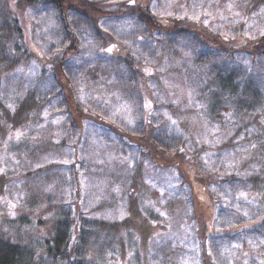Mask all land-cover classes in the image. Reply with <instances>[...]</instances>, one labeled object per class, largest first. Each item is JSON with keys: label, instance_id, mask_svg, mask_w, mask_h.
<instances>
[{"label": "rangeland", "instance_id": "374dc122", "mask_svg": "<svg viewBox=\"0 0 264 264\" xmlns=\"http://www.w3.org/2000/svg\"><path fill=\"white\" fill-rule=\"evenodd\" d=\"M252 2L141 0L157 27L90 12L62 73L48 62L50 2L8 0L30 54L0 76V237L31 264H66L45 239L70 209L116 227L86 254L95 264H264V3ZM60 84L88 112L76 138Z\"/></svg>", "mask_w": 264, "mask_h": 264}, {"label": "trees", "instance_id": "16d2710c", "mask_svg": "<svg viewBox=\"0 0 264 264\" xmlns=\"http://www.w3.org/2000/svg\"><path fill=\"white\" fill-rule=\"evenodd\" d=\"M17 1L19 3L18 5H21L23 2L33 5L40 3V0ZM47 1L50 2L58 22V39L52 42L53 44L49 48L50 55L48 57L49 59H53L48 62H50L49 64H51L52 69L55 68L53 71L55 70L56 72L61 71L63 73V66L67 55L77 50L79 38L74 28L75 25H77L79 21L89 22V24L94 25L95 23L97 24V22L91 20L90 12L96 13L102 10V16H117L134 13L144 21L146 25L148 24L153 27H157L159 22L150 16L146 8L140 6L139 3L141 0H80L82 2L79 6H74L70 0ZM109 3L113 5L107 6ZM252 3L255 6L259 3H264V0H253ZM8 6V0H0V76L17 65L19 58L15 55V51H18L19 48L22 49L26 55L30 54L26 45L27 42L25 43L23 40L20 42L16 38V33L19 30L23 33V28L18 23L20 18L12 16V12H10ZM70 8H73V10H75V8H80V11L77 12L79 16L76 17V21L72 22L70 20ZM259 42V46L256 47L263 46L264 49V38L259 40ZM256 49L259 50L258 48ZM50 73L55 76L56 81L59 80L54 72ZM62 88L63 84L59 88V90H61L59 95L61 97V102L63 105H66L68 112L71 113L69 114L70 125L66 129V133L76 138L81 129V124H78L79 120H77L78 116L81 114L85 116L88 112L85 111L82 103L77 100L75 95L66 97ZM69 93H71V91ZM25 106L20 107V112L26 113L27 105L25 104ZM158 139L159 137L156 136V140L161 142V140ZM163 145V147H167V144ZM71 209L73 211V209L78 210L79 208L77 205L71 204ZM58 215L59 217L55 221V231L53 235H51V238L45 239V245H47L46 251L53 262L64 260L66 264H95L94 261L90 262L86 258V254L90 249L104 252L107 250L106 246H111L115 243L114 229H116V227L113 223L109 224V222H105V220L91 217L78 216L77 220L72 215L70 209L58 212ZM108 229H111V231L107 232ZM201 232L202 236H198L205 246L208 239L206 229H203ZM31 253V249L25 250L24 246L20 243L14 242L7 237H0V264H31L28 261V258H32Z\"/></svg>", "mask_w": 264, "mask_h": 264}]
</instances>
